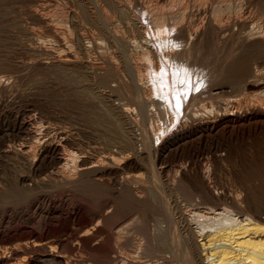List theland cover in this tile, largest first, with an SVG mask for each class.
<instances>
[{
  "label": "bare ground",
  "instance_id": "1",
  "mask_svg": "<svg viewBox=\"0 0 264 264\" xmlns=\"http://www.w3.org/2000/svg\"><path fill=\"white\" fill-rule=\"evenodd\" d=\"M7 1H10L9 3L11 4L14 0ZM16 1L17 0H15V3ZM21 1L35 3L40 2L39 8L41 12L44 10V8H52L58 6L56 0ZM69 1L71 2V4H74L75 7H78L76 8L79 9V12L82 15H84L86 12L84 11L86 8L84 9L82 7V5L86 1L90 3L94 2V4L98 3L97 0ZM217 1L219 0H216V2ZM221 1H219V3L224 2ZM236 1L238 2V0ZM244 1L245 0H242L241 2L243 3ZM246 1L249 6L250 4H256L258 6L256 7L254 5L256 8H258L257 10L259 11V18H257L256 20H249V17V19H247V17H244L237 20L238 17L235 18L236 15H240L242 13H237L239 12L238 10L241 9L240 11H242V9L244 10V8L241 4L242 8L238 9V7L240 6L235 4L238 9L236 12L237 14L235 13L234 17L237 21L235 23L237 26V31L236 29L234 30L235 27L233 28V30H231V26H233L234 24H230L229 19L226 18V15H228L226 14L227 10L230 11L231 9H228L227 7H225V10L219 7L216 9H210L212 11V13H210L212 14V17L211 19H209V23L207 22L208 26H205L207 30L202 34H199V31L197 30L200 27L197 26V29H192L190 28V25L184 23L188 26L187 27L183 24L186 18L185 11L189 9V6L187 5L182 6L181 8H179V10L176 9L177 12H175V10V13H172V11L170 12V3L172 2H170V10L167 9L170 13L167 11L168 14L165 13L166 15L162 14L161 17L158 15V17L160 18L157 17L158 19H156V28H158V26L160 30L163 28L161 41L163 43H166V41H168V36L165 35L166 33L164 34V31H167V34L170 32L169 35H171L170 38L172 40V49L165 55V59L167 60V62H170V64H172V70L170 71H173L172 73L174 74L177 73H175L176 69L182 67L189 68L191 64L198 62L197 60L201 58L200 55L203 48L208 45H214V43L218 39L221 41V50L222 52H225L223 53L224 57H222L223 68H221V72L215 73V76H211L212 74L209 75L208 79H210L211 82L209 83V80L207 79L208 81H206V83L209 84H206L207 86L205 87V90L198 93L199 95L197 93V95H188V93L185 94V91H180V89H183L180 85H177V88L173 87V90L174 88L176 89L174 90V93L172 92L173 94L171 95L168 82L166 81L165 76H163L161 73V70L163 69H161L162 66H159L157 61L158 59L156 60V55L150 49L148 41L146 42V40H144L145 38L142 37V32L140 30L137 31L136 29H134L135 32L133 31V27L135 25L131 27L132 29L130 28L132 32H134L132 35L127 36L124 33L119 34L118 31L117 34L116 31H114L117 29L114 26L116 22L114 24H112V22H109L106 14L104 13V16H98L95 13L98 17L94 19V22L96 23V26H99L100 28V35L104 38V40L108 42L107 44L111 46L112 49H115V53L117 54L116 57L119 60L114 57L116 55L115 53V55L113 54L114 56L112 55L113 57L111 55H108L109 53L106 54L110 50V47H108L109 50L105 52L107 49L105 48V50V46L103 47L104 44L101 41L103 39L102 38L101 40L99 39V41L101 42L96 41L94 44L95 48H97V51L98 49H102V51L99 52V55L102 57L103 61L100 60V64L93 65L90 63L92 61H89L90 59L87 58V54L89 55V53H87L88 50L87 47L84 46V44L79 48V51L82 54L81 58H79L80 56H78L79 54H77V52L75 53V51H73L74 44H72L70 42L71 40H69L68 38V36L70 35V32L67 30L68 28L65 29L63 28V26L60 27L61 25L59 26L60 23L58 22L57 25L54 24V22L56 23V21H51L49 19L47 20L39 10L38 12L36 10L26 9L25 13L28 14L26 15L27 17L30 16L32 19L45 25L47 30L45 32H48L49 36L51 37L50 39L53 40L54 43H56L57 49L53 48L55 49L54 51L45 50L42 46L44 45L42 44L44 40L42 41L41 37L39 39L36 38L37 40L34 43V40L32 41V45L34 44L33 46L31 44L29 46L28 44L29 47L27 48V50L30 54H32V56L36 54L46 56V58L49 59L50 62H44L45 58H43L44 60L41 58L43 60L41 62L43 63H40L39 65L38 61L37 63L31 59L33 61L32 62L29 61V59L26 60L29 62H25L24 58V60L22 59L23 61L17 64L16 62H14V64H16L15 66H11L10 64L6 65L2 58H0V92H5L6 85L3 86V84L6 81L13 82L12 79L14 78L13 76L15 75V73H18V71L20 73L19 69H22L24 71H26L25 69H27V71L37 70L35 68L38 65L40 68H37L42 69L44 72L42 74L41 71L42 75L39 73L41 76L45 74L44 76L50 77V79L53 77L55 78L54 82L58 80L61 86H64L66 90L68 89V93H70L68 98L69 100L71 98L73 99H71L72 103L74 102L73 104L89 105V103L87 104V102H95L98 98H101V95H104V97L108 98L107 100H109L110 105L108 108L109 111H104V109H102L103 111H99L100 109L98 110L97 108V111L99 112L95 113L94 110L92 112L86 110L87 112L85 111L84 113H82V118L87 121L89 128L94 132L93 136H95V132L101 133L103 134V136H106L104 137L105 139L101 134L99 136H102V138L95 136V140L99 138L101 142H99L98 140L94 142L93 138V145H89L90 147L87 145L91 153H88L89 155L87 154L86 156L84 155L86 154L85 152L83 155H81L82 157H80V159L79 154L73 153L72 151L68 150V148H71L69 146L73 145V142L71 143L67 138L68 133L65 134V131L64 133L63 131H59L60 128L58 129V127L60 125L57 126V129H54V132H51L49 130L50 127H48V124L46 125V127H44L41 120L38 119L40 121L39 122L38 120H33L34 118L32 119L31 115L35 113H32L33 110L31 109L33 107L30 108V111L24 113L28 114L29 119L31 117L32 120L30 119L29 121H27V119H25L27 115L23 116V114H20L23 116V118L20 119L19 117H17L18 115L15 116V114L17 113L16 112L14 116L11 115L13 117L11 123L8 121V125H0V158L2 157L3 159H6L5 161H9L11 163H18L20 161V163H22L21 165H23L22 169L20 168V170H16L11 177H6V179L8 178L7 180L3 179V183L5 180L6 185L3 186V184L0 187V200L1 198L6 199L12 197H27L33 192L40 193L39 195H42V192L46 191V189L48 190L49 188V190L56 189L58 193L63 191V189H66L68 190V192H70V197L66 199V207L70 209L69 213L67 214L62 208H60L67 214L66 216V214L63 213L66 218L63 215L62 217H60L62 213H59V206H55L52 203L54 206L52 205L53 208L50 212L49 209L44 214L41 213L43 214L41 219L45 223V228H48L49 231H52L51 227H53V220H57V222H60V218L62 219L64 217L60 224L63 223L65 228L67 229H74L76 222H78V220H80L81 218H79V216H81L80 214L84 213L83 211L86 212L84 214L88 213L90 216L88 218V221H86L87 219L84 221L81 219L83 222L81 221L82 223H78L81 225H76L79 227V229H81L80 234H76V237H74L75 239L73 243H69L68 240L64 238H58L56 241L52 242L54 243L53 248L55 250L59 249V251L56 252L54 251V249H51L52 246L47 241L48 237L46 238V235L43 236L42 234H39L40 236L37 239H32V237L29 236L21 243H19V241V244L13 247H0V264L3 262V258L6 256V254L8 255L11 253L14 254L13 256H15L16 254L22 255V259L19 261L17 259V263L15 262L14 264H39V261L45 264H137L136 259L138 258V254L141 253H139L141 245L145 246V243L142 244L143 238L146 239L147 243L149 242L148 245L150 244V251L147 254L152 255L151 258L153 261L150 262V259L148 258L150 262L148 264H264V139L262 140L261 138V141L257 142V146L259 148L258 160L252 166L245 163L246 165L244 166L243 170L245 171L243 181L246 185L250 182L257 183L256 190H258V194L256 190H254L256 191V193L251 192L253 193L252 195H257V199L255 201H253L252 198L253 202L250 201V198H244V201H241L240 198L238 200L237 196H235V198L237 197L236 199H230V197L228 198L223 195L222 192L224 190L221 192L219 189H217L218 187L216 188L212 185V180L215 181L221 175L218 173L222 170V163L224 161V158L223 155L219 154L218 150L212 149L211 147L209 148V146L206 145L209 144L207 143L208 140L217 135L219 132L224 131L228 123L236 124V122H238L237 114L241 110H248V108L259 106L262 107V105L264 104V102L261 100H254L255 102L246 101L243 103L242 100L236 98L230 101L228 99H224L226 103L224 108L222 109L223 114H219V112L216 111L212 105L210 108H207L206 103H204L206 99H211L212 97H215L217 94H219L218 90L220 89V86L216 83H212L213 81L217 82L224 80L237 84L238 82H241V78H245L244 83H246V85L252 86L257 84L258 82L259 84H264V67L262 69H258L257 67H255V70L254 68L253 70L250 69L252 67V63L256 64L259 61L264 66V0H254L255 3L253 0ZM103 2L110 8H113L114 11L117 12L118 17L124 18L126 16L128 18V16L126 15L128 11H126L125 6L121 5L120 1L103 0ZM216 2L213 5L218 4ZM225 2L227 1L225 0ZM229 2L230 0H228V4ZM179 3H181V1ZM3 4L4 0H0L1 19H3V17L5 18V15H3L5 13L3 11V6L5 7L7 3L4 5ZM224 4L221 5L222 8H224ZM228 4L226 3V5ZM231 4L232 3H230L229 6ZM98 6L96 5L98 9L97 13H100L101 10L103 11L104 9L98 8ZM236 6L234 7L235 10ZM250 10L253 9L250 8ZM256 12L257 11H255V13ZM231 15H229V18ZM252 15L253 14H251V16ZM72 16L74 17V15ZM256 16L254 15L253 18ZM240 17L242 16L240 15ZM201 19H199L200 22H203L201 21ZM7 20H3L2 22H0V36H2L3 33L5 34V28L9 27L7 26L8 23H5V21ZM124 20L122 21L126 27V22L130 20L127 19L128 21L126 22H124ZM61 21L64 22L63 20H60V22ZM196 21L197 20H195V22ZM232 22L233 21H231V23ZM131 25H133V23ZM64 27L66 26L64 25ZM162 30L159 32L162 33ZM7 31L8 30H6V32ZM27 31L29 36L33 34L32 31ZM129 32L131 33L130 30ZM1 39L2 38H0V41ZM0 44H2V41ZM219 46H217V48ZM1 50L2 49H0V51ZM219 53L221 52L219 51ZM29 57L31 58V55ZM162 58L164 59V57ZM183 70L184 69H182V71ZM37 72L39 71L37 70ZM37 72H34V74ZM24 73L25 72H23V74ZM86 73L92 74L91 76L94 77V84L101 89L100 91H97L98 95L96 94L94 96H91V94L87 93L85 90L77 89V86L79 87L83 85L84 74ZM174 74L172 77H174L175 79L177 78V75ZM38 75L37 78L39 77L38 80H40V76ZM31 76H33V74H31ZM29 78L30 77H28L29 81L30 79H32L33 81V78L35 77L30 79ZM48 79L49 78H47V80ZM153 79L155 80L153 81ZM23 81L26 80L24 79ZM37 83L42 84V81ZM10 84L12 83H9V85ZM122 89H124L123 91L126 93V98L119 95V90ZM8 91H10V89L7 90V92ZM123 91L120 92L124 93ZM15 92L16 90L13 93L15 94ZM191 93L194 92H192L191 90ZM18 94L19 93L16 94L17 98L23 96L21 95V93L19 95ZM203 95L205 96L203 97ZM16 97L13 96V102L15 101ZM258 97L259 99H264V94L260 93L258 94ZM8 98L11 97L9 96ZM184 98L189 99L188 102L184 103ZM20 99L19 101H21ZM173 104L175 107L172 106ZM44 105H42L43 108H47L46 106L44 107ZM92 106H95L94 103ZM89 107L92 110L91 105ZM85 108L83 110H85ZM47 110L49 111V109H46V111ZM42 113L40 114L42 115ZM135 113L142 116L143 114L145 116L147 115V117L150 116L151 121H153L152 119H156L157 122L159 121L158 124H161L159 128H162V131L164 133L170 131V128L173 127L174 120L178 118V115L180 116L181 122L179 129L175 130L172 134L170 133V135L165 137L162 141L160 140L161 143L160 146H158L159 149L157 150L160 153L173 149H179L180 151H182L179 158L177 157L178 159H176L178 160L177 166H173L175 167L174 174H154V165L148 164L147 160H149V157L151 155V148L153 145L152 143L157 142L156 138L159 128L154 129L153 127H134L131 124V115L134 116L133 114ZM47 114L50 115V113ZM137 114H135L136 117ZM42 116L44 117V115ZM6 117L9 118L8 115ZM136 117L134 118L136 119ZM134 118H132V120ZM141 119H143V117ZM53 121L54 120H52L51 122ZM263 121L264 120L262 119V122ZM125 122L132 125L131 127L127 125L129 126V131H126L123 128V124ZM54 123L56 122H53V124ZM127 126L126 128H128ZM256 127L257 125L254 128ZM43 128L45 129V131L41 133L40 131H43L41 130ZM8 131L15 132V135L13 133L12 134L16 137H19L20 140L18 141H20V143L16 141L19 143V146L17 147L18 149L15 148L17 146H15L16 143H13L15 141L11 143V139L13 138V135L11 133L10 134L12 135V138H7ZM259 131L261 130L259 129ZM129 132L130 134L134 132V136H130L132 138L129 137ZM259 134L260 133H258V135ZM16 137H14L13 140ZM189 143L197 144V146H194V149L199 150L192 151L196 153L198 164H196L197 169L194 174H183V172L187 170L186 157L183 156L184 151L186 150L184 146ZM202 144H205V146H203L205 147V151H207L208 153L212 152L211 155L213 157L210 158L212 159L211 162L209 158L205 157L204 155L207 153L202 152L204 151L202 150L203 147L199 146ZM87 151L89 152V150ZM134 156H137L136 159L139 158L140 162H143V160L145 162L147 161V165L139 164L138 160V164L135 162L136 164L133 163L135 165H131L129 161L132 157L134 159ZM211 163L213 164V168L211 167ZM45 193L47 194V192ZM45 193L43 195H46ZM48 193L50 196L51 192ZM46 196H48V194ZM55 196H53V198ZM58 213L59 216H55ZM41 214H39V217H41ZM70 230L69 232L74 231ZM77 230L78 228H76L75 231L77 232ZM46 232L47 231H44V233ZM58 233H60V231ZM72 233L75 234V232H71V234ZM131 240L136 242L132 247L129 246ZM78 247L80 249H85L86 252L84 253L86 254L87 250L89 253L91 251L92 254H95L94 260H89L92 257H88L89 259L76 257V259L78 258L79 260L71 259L72 257H70L69 255L70 252L78 250ZM148 249L145 250L148 251ZM67 250L68 252H66ZM147 254H145L146 257H149L150 255L147 256ZM31 255L35 256V260L31 259ZM139 261L140 260H138V262Z\"/></svg>",
  "mask_w": 264,
  "mask_h": 264
},
{
  "label": "rangeland",
  "instance_id": "2",
  "mask_svg": "<svg viewBox=\"0 0 264 264\" xmlns=\"http://www.w3.org/2000/svg\"><path fill=\"white\" fill-rule=\"evenodd\" d=\"M6 1V2H5ZM66 0H56V2H57V5L58 6H56V7H52V8H44V10L41 12L40 11V2H26V1H16V3H15V0L10 4L7 0H4V4H6L5 5V7L3 6V11L5 12L3 15H5V18L3 17V19H1V17H0V22H2L3 20H7V21H5V23H8L7 24V26H9L8 28H5V30H4V32H5V34L3 33V37L2 36H0V38H2L1 39V41H2V44H3V47H2V44H0V49H2L1 51H0V58H2V60L4 61V63L6 64V65H11V66H15L17 63H19V62H21V61H23L24 60V58H25V62H29V61H32V60H34V62H37L39 65H40V63H43V62H41V61H43L44 59L43 58H45V60H44V62H50L49 61V59H47L46 58V56H44V55H39V54H36V55H33L32 56V54H30L29 53V51L27 50V48L30 46V44L32 45V41H33V43L34 42H36V40L37 39H39V38H41L42 39V44H44V45H42L43 46V48L45 49V50H49V51H51V50H55V49H53V48H56V43H54V41L53 40H51L50 38V36H49V34H48V32L46 33L45 31H47L46 30V27H45V25L42 23H40V22H38V21H36V20H34V19H32L30 16V18L29 17H27L26 15H28V14H26L25 12H26V9H32V10H36V11H40L42 14H43V16L48 20H51V21H56V23L54 22V24H58V23H60L59 24V26L60 27H62L63 26V28H68L67 30L70 32V35L68 36V38H69V40H71L70 42L72 43V44H74L73 45V51H75V53L77 52V54H79L78 56H80L79 58H81L82 57V54L80 53V46H83V44H84V46H86L87 47V50H88V52L87 53H89V55L87 54V58H89L88 60L89 61H92V62H90L91 64H93V65H97V64H100L101 63V61H103L102 60V57L99 55L100 53L99 52H101L102 51V49H98V51H97V48H95V42L96 41H99V39L101 40L103 37L100 35V28H99V26H96V23L94 22V19H96L99 15L100 16H104V14H106V16H107V18H108V20H109V22H112V24H114L115 22H116V24H114V26L117 28L116 30H114V31H116V33H117V31H118V33L119 34H122V33H124L125 35H127V36H130V35H132L134 32H135V30L134 29H136L137 31L138 30H140L141 32H142V37L143 38H145L144 40H146V42L148 41V44L150 45L149 47H150V49L153 51V53L156 55V60L158 61V64H159V66H162L161 67V73H162V75L163 76H165V78H166V81L168 82V85H169V87H170V93H171V95L174 93V90L177 88V85H180V86H182L181 88H183V89H180V91H182V92H184L185 91V94H187L188 93V95H197L198 93H200V92H202L203 90H205V87L211 82V80L210 79H208V77H209V75L210 74H212L211 76H215L216 74L215 73H218V72H221V68H223V58L222 57H224V54L223 53H225V52H222V50H221V41L219 40V42H218V40H216V42L214 43V45L212 44V45H208V46H206L205 48H203L202 49V53H201V55H200V59H198L197 61L198 62H196V63H194V64H191L190 66H192V67H190L189 66V68H178V69H176V71H175V73L176 74H174V73H172L170 70H172V64H170V62H167V60L165 59L166 57H165V55L167 54V53H169V51H171V49H172V47H171V38H170V36L171 35H169L170 34V32L167 34V31L165 32L164 31V34L166 35V36H168V41H166V43H163L162 41H161V39H162V35H163V28L161 29L162 30V33L161 32H159V31H161L160 30V28H159V24L157 25L158 26V28H156V23H157V21H156V19H158V18H160L161 16H162V14H168V10H170V12L172 11V13H175V12H177V10H179V8H181L182 6H189L188 8L189 9H187L186 11H185V13H186V18H185V20H184V22H183V24L185 23V24H187V25H190V28H192V29H197L198 27H200V28H198L197 30L199 31V34H202L204 31H206L207 30V26H208V23H209V19H211V17H212V14H210V13H212V11L210 10L211 8L212 9H216V8H221V9H226L225 7H227L228 9H230V11H228L227 10V12H226V14H228V15H226V18H228L229 19V21H230V24H234L233 26H231V30H233V28H234V30L236 29V31H237V26H236V19L235 18H237L238 17V19L237 20H239V19H242V18H244V17H247V19H249V20H256L257 18H259V16H258V14H259V11L257 10L258 8H256V7H258L256 4H250V6L246 3L247 1L245 0L243 3L240 1V0H238V2L235 0H230V2H229V4L230 3H234L233 5L231 4L230 6H232V7H230L229 6V4H228V0H226L227 2H225V0H222V1H224V2H222L221 0H219V1H221L222 3H219V1H217L216 2V0H213V1H210V0H180L181 1V3H179L180 1H178V0H175V1H171V0H127V2H126V0H118V1H120L121 2V5L122 6H125L124 8L126 9V11H128V13H126V15L128 16V18L125 16L124 18H120V17H118V14H117V12L116 11H114V9L113 8H110L109 6H107L106 4H104V2H103V0H97L98 1V3H95L94 4V2L92 3H90V2H88V1H86L85 3H84V1H83V5H82V7L85 9L84 11H86L85 12V16L84 15H82L80 12H79V9H77L75 6H74V4H71V2L69 1V0H67L66 2H65ZM129 1V2H128ZM136 1V2H135ZM142 1V2H141ZM177 1H178V3H177ZM199 1V2H198ZM209 1V2H208ZM232 1H234V2H232ZM254 1V0H253ZM253 1H252V3H253ZM24 2V3H23ZM70 2V3H69ZM170 2H172V3H170ZM173 2H174V4H173ZM176 2V3H175ZM184 2V3H183ZM194 2V3H193ZM211 2H213V3H211ZM218 3V4H215V5H213L214 3ZM238 4H237V3ZM169 3L171 4L170 6V9H169ZM196 3V4H195ZM205 3H207V4H205ZM212 5H211V4ZM225 3V4H224ZM226 3L228 4V5H226ZM254 3H255V1H254ZM3 4V5H4ZM38 4H39V6H38ZM98 4H99V6H98ZM125 4V5H124ZM139 4V5H138ZM143 5V6H141V5ZM145 4V5H144ZM168 4V5H167ZM177 6H176V5ZM185 4V5H184ZM192 4V5H191ZM220 4V5H219ZM222 4H224L223 6H224V8H222ZM238 5V6H240V7H238V9L239 8H242L241 7V4H242V6H243V8H244V10L242 9V11H240L241 9H237V6L236 5ZM247 6H246V5ZM13 5V6H12ZM96 5L98 6V8H102V9H104L103 11L101 10V12L100 13H97L98 12V9H97V7H96ZM104 7H103V6ZM128 7H127V6ZM173 5V6H172ZM201 5H202V7H201ZM210 5V6H209ZM254 7H253V6ZM65 6V7H64ZM91 6V7H90ZM130 6V7H129ZM140 6V7H139ZM199 6V7H198ZM213 6H216V7H213ZM229 6V7H228ZM236 6V10H235V7ZM13 7V8H12ZM38 7V8H37ZM61 7V8H60ZM109 7V8H108ZM145 9H143V8ZM156 7V8H155ZM162 7V8H161ZM178 7V8H177ZM207 7V8H206ZM209 7V8H208ZM11 8V9H10ZM64 10H63V9ZM97 10H96V9ZM128 8V9H127ZM174 8V9H173ZM234 8V9H233ZM250 8L251 9H253V10H250ZM12 9H14V10H12ZM66 9V10H65ZM93 9H94V11H93ZM168 9V10H167ZM177 9V10H176ZM233 9V10H232ZM10 10V11H9ZM12 10V11H11ZM25 10V11H24ZM53 10V11H52ZM63 10V11H62ZM143 10V11H142ZM176 10V11H175ZM197 10V11H196ZM202 10V11H201ZM206 10H207V12H206ZM237 10L239 11V12H237ZM257 11L256 13H255V11ZM38 11V12H39ZM58 11V12H57ZM93 11V12H92ZM105 11V12H104ZM162 11V12H161ZM168 11V12H167ZM175 11V12H174ZM194 11V12H193ZM199 11H200V15H199ZM252 11V12H251ZM50 14H49V13ZM71 12V13H70ZM144 12V13H143ZM149 12V13H148ZM169 12V13H170ZM203 12V13H202ZM206 12V13H205ZM232 14H230V13ZM233 12V13H232ZM241 13L240 15L242 16V17H240V15L239 14H237V13ZM246 12V13H245ZM250 12V13H249ZM68 13V14H67ZM87 13V14H86ZM98 15H96V14ZM104 13V14H103ZM112 13V14H111ZM193 13V14H192ZM235 13L237 14L236 15V17H235ZM108 14V15H107ZM161 14V15H160ZM165 14V15H166ZM192 14V15H191ZM196 16H195V15ZM207 14V15H206ZM243 14V15H242ZM251 14H253L252 16H251ZM72 15H74V17H75V19H74V17L72 16ZM82 15V16H81ZM94 17H93V16ZM110 15V16H109ZM158 15L160 16V17H158ZM229 15H231L230 16V18H229ZM239 15V16H238ZM246 15V16H245ZM249 15V16H248ZM256 16V17H254L253 18V16ZM84 16V17H83ZM112 16H114V17H112ZM200 16V17H199ZM205 16H206V18H205ZM87 17V18H86ZM113 18V19H111V18ZM132 17V18H131ZM154 17V18H153ZM158 17V18H157ZM198 19H197V18ZM203 17V18H202ZM235 17V18H234ZM249 17V18H248ZM62 18V19H61ZM86 18V19H85ZM125 18H127V19H129L130 21H128L127 19H125ZM202 18V19H201ZM19 19V20H18ZM21 19V20H20ZM93 19V20H92ZM121 19V20H120ZM125 19V20H124ZM194 19V20H193ZM199 19H201V21H203V22H200V20ZM60 20H63L64 22H60ZM87 20V21H86ZM112 20V21H111ZM122 20H124V22H126V21H128V22H126L127 24H126V27H125V24L123 23V21ZM187 20V21H186ZM195 20H197V21H199V22H195ZM204 20H206V21H204ZM208 20V21H207ZM79 21V22H78ZM153 21V22H152ZM224 21H225V16H224ZM231 21H233L232 23H231ZM235 21V22H234ZM12 22V23H11ZM58 22V23H57ZM67 22V23H66ZM84 22V23H83ZM94 22V23H93ZM193 22H194V25H193ZM206 22V23H205ZM208 22V23H207ZM35 23V24H34ZM38 23H40V24H38ZM81 23V24H80ZM93 23V24H92ZM128 23H129V25H128ZM133 23V25H131ZM190 23V24H189ZM196 23H197V25H196ZM66 26V27H64V25ZM75 24H77V25H75ZM184 24V25H185ZM199 24H200V26H199ZM44 25V26H43ZM86 25V26H85ZM94 25V26H93ZM128 25V26H127ZM135 25V26H134ZM152 25V26H151ZM187 25H185V26H187ZM134 26V27H133ZM193 26H195V27H193ZM198 26V27H197ZM206 26V27H205ZM131 27H133V31L134 32H132V28ZM188 27V26H187ZM98 30H97V29ZM125 28H127V29H125ZM129 28V29H128ZM131 28V29H130ZM119 29V30H118ZM121 29V30H120ZM143 29H145V30H143ZM6 30H8L7 32H6ZM27 30H30V31H32V35H30L29 36V34H28V31ZM129 30L131 31V33L129 32ZM200 30H202V31H200ZM12 33H11V32ZM122 31V32H121ZM126 31V32H125ZM145 31V32H144ZM154 31V32H153ZM236 31H233V32H236ZM35 32V33H34ZM83 32V33H82ZM99 32V33H98ZM95 33V34H94ZM117 33V34H118ZM8 34V35H7ZM80 34V35H79ZM153 36H152V35ZM1 35V34H0ZM46 35V36H45ZM147 35V36H146ZM5 36V37H4ZM33 36V37H32ZM200 36V35H199ZM13 37V38H12ZM45 37V38H44ZM79 37V38H78ZM33 38V39H32ZM37 38V39H36ZM44 38V39H43ZM48 38V39H47ZM75 38V39H74ZM94 40V41H93ZM157 40V41H156ZM196 40H197V38H196ZM1 41H0V43H1ZM6 41V42H5ZM102 42H103V47H104V49L106 50H104L105 52H107L108 50H109V48L108 47H110V50L106 53V54H108V55H113L116 51H115V49H112V47L111 46H109L107 43V41L106 40H104V38L101 40ZM101 41H99V42H101ZM47 42V43H46ZM80 42H82V43H80ZM93 42V43H92ZM50 43H52V44H50ZM164 45H163V44ZM28 44H29V46H28ZM76 44V45H75ZM82 44V45H81ZM219 44H220V46H219ZM34 45V44H33ZM32 45V46H33ZM47 45V46H46ZM89 45V46H88ZM106 45H108V46H106ZM152 46V47H151ZM165 46V47H164ZM217 46H219L218 48H217ZM49 47H52V48H49ZM210 47V48H209ZM18 48V49H17ZM48 48V49H47ZM212 48V49H211ZM217 48V49H216ZM57 49V48H56ZM165 49V50H164ZM205 49V50H204ZM27 50V51H26ZM164 50V51H163ZM206 51V52H205ZM219 51L222 53H219ZM25 52V53H24ZM98 52V53H97ZM110 52H111V54H110ZM113 52V53H112ZM165 52V53H164ZM28 54V59H27V54ZM31 55V58L29 57L30 55ZM116 54V53H115ZM114 54V55H115ZM161 54V55H160ZM209 54V55H208ZM38 55V56H37ZM113 55V56H114ZM163 55V56H162ZM223 55V56H222ZM44 56V57H43ZM112 56V57H113ZM117 56V54L114 56V57H116ZM33 57V58H32ZM162 57H164V59H165V61H164V59L162 58ZM5 58H6V60H5ZM38 58V59H37ZM43 60H42V59ZM23 59V60H22ZM30 59V60H29ZM32 59V60H31ZM116 59H117V57H116ZM26 60H29V61H26ZM36 60V61H35ZM101 60V61H100ZM117 60H119V59H117ZM2 61V62H3ZM159 61H161V62H159ZM202 61V62H201ZM210 61V62H209ZM215 61V62H214ZM0 62H1V59H0ZM13 62V63H12ZM14 62H16V64H14ZM33 62V61H32ZM96 63V64H95ZM14 64V65H13ZM163 64V65H162ZM166 64H168L169 65V67H168V65H166ZM171 65V66H170ZM251 65V64H250ZM261 64V62L259 61V62H257L256 64H254V63H252V67L250 68L251 70H253V68H254V70H255V67H257L258 69H262L264 66ZM185 66V65H184ZM194 66V67H193ZM37 67L38 68H40L38 65H37ZM35 68V69H37L39 72H37V70H32V71H27V69H25L26 71H24V70H22V69H19L20 70V73H19V71H18V73H15V75L13 76L14 78L12 79L13 80V82H9V81H6L4 84H3V86H5V88H6V90H5V92H0V125L2 126V124L3 125H5V124H9V122L11 123L12 122V120H13V117L11 116V115H13L14 116V114H15V116H17V117H19L20 119L21 118H23V116H26L27 115V117H25V119H27V121H29L30 119H31V117H32V119L33 120H41V122L43 123V125H44V127H46V125L48 124V127H50L49 128V130L51 131V132H54L55 130L54 129H57V126H59L58 127V129L60 128V130L59 131H63V133H64V131H65V134H67L68 133V135H67V138L70 140V142L73 144L72 146H69V147H71V148H68V150L69 151H72L73 153H76V154H79V159H80V157H82L81 155H83L85 152H86V154H84V155H86L87 156V154L88 153H91L90 152V149H89V145H93L92 144V142L94 141H99V142H101V140L99 139V138H97L96 140H95V138L96 137H101L102 138V136H103V134H101V133H96L95 132V136H93L94 135V132H93V130L92 129H90L89 128V126H88V123H87V121H85L84 120V118H82V113H84L86 110L88 111H95V113L96 112H99V111H103L102 109H104V111H107L108 110V108H109V100H107L108 98L107 97H104V95L102 96H100L101 98H98L97 99V101H95V102H87V104L89 103V105H86V104H73L72 103V100L70 99L69 100V95H70V93H68L69 91H68V89L66 90V88L64 87V86H61V84L58 82V80L56 81V82H54V79L55 78H51L50 79V77H46V76H41L44 72H43V70L42 69H38V68ZM171 67V68H170ZM181 67V66H180ZM164 68H165V70H164ZM167 69V70H166ZM169 69V70H168ZM182 69H184L183 71H182ZM186 69V70H185ZM220 69V70H219ZM22 70V71H21ZM179 70V71H178ZM181 70V71H180ZM41 71H42V74H41ZM165 71H166V74H165ZM23 72H25L24 74H23ZM33 72V73H32ZM34 72H37V73H35L34 74ZM186 72V73H185ZM254 72V71H253ZM33 74V76H31V74ZM171 73H172V75H171ZM19 74H20V76H19ZM29 74H30V76H29ZM38 76H40V80H38L39 79V77L37 78V75ZM173 74L174 75H177L176 77L177 78H175L174 79V77H172L173 76ZM183 74V75H182ZM17 75V76H16ZM24 75H26V76H24ZM36 75V76H35ZM92 74H90V73H86V74H84V81H83V85H81V86H77V89H80V90H85L87 93H90L91 94V96H94V95H98V92L97 91H100L101 89L97 86V85H95L94 84V77L93 76H91ZM179 75V76H178ZM19 76V77H18ZM30 77V78H33V77H35V78H33V81H32V79H30V81L28 80V77ZM184 76V77H183ZM18 77V78H17ZM21 77V78H20ZM26 77V78H25ZM46 79H45V78ZM17 78V79H16ZM20 78V79H19ZM23 78V79H22ZM47 78H49L48 80L50 81H48L47 80ZM26 80V81H23V80ZM209 81H208V80ZM15 80V81H14ZM21 80V81H20ZM28 80V81H27ZM38 80V81H37ZM87 80V81H86ZM155 79H153V81H154ZM184 80V81H183ZM244 80H245V78H241L240 79V81L241 82H238V83H240V84H234V83H231V82H227V81H224V80H222V81H217V82H215V81H213L212 83H216V84H218L219 86H220V91L218 90V93L219 94H217L215 97H212L211 99L210 98H208V99H206V101L204 102V103H206V107L207 108H210L211 107V105L213 106V108L216 110V111H218L219 112V114L221 113V114H223V108H224V106H225V103H226V101L225 100H233V99H240V100H242V102L244 103V102H252V101H256V100H261V101H263L264 102V99H259V97H258V94H260V93H262V94H264V84L262 85V84H259V82L257 83V84H255V85H252V86H250V85H246V83H244ZM42 81V84L41 83H37V82H41ZM43 81H44V83H43ZM48 81V82H47ZM206 81H208L209 83H206ZM12 83V84H10L9 85V83ZM34 82V83H33ZM54 82V83H53ZM16 83V84H15ZM18 83V84H17ZM48 83V84H47ZM58 83V84H57ZM36 86H35V85ZM40 84H41V86H40ZM44 84H46V85H44ZM55 84V85H54ZM154 84H156V83H154ZM192 84V85H191ZM207 84V85H206ZM242 84V85H241ZM9 85V86H8ZM175 85V86H174ZM39 86V87H38ZM83 86V87H82ZM10 87V88H9ZM40 87H42V88H40ZM62 87V88H61ZM64 87V88H63ZM76 87V86H75ZM96 87H97V89H96ZM173 87H176V88H174V90H173ZM239 87V88H238ZM8 88V89H7ZM40 88V89H39ZM83 88V89H82ZM192 88V89H191ZM1 89V88H0ZM10 89V91H8L7 92V90H9ZM11 89H12V91H11ZM16 90V92H15V94L13 93L14 91ZM18 90V91H17ZM20 90V91H19ZM22 90H23V92H24V94L26 95H24L23 94V92H22ZM124 89H122V90H119V95L120 96H122V97H124V98H126V93L123 91ZM187 90H189V91H187ZM191 90H192V92H194V93H191ZM1 91V90H0ZM91 91V92H90ZM123 91L124 93H121V92ZM173 92V93H172ZM244 92V93H243ZM7 93H9V94H7ZM17 93H21V95H23V96H20V97H16V94ZM197 93V94H196ZM6 96H5V95ZM13 94V95H12ZM18 94V95H19ZM67 94V95H66ZM93 94V95H92ZM122 94H124V95H122ZM8 95V96H7ZM33 95V96H32ZM199 95V94H198ZM11 97V98H8V97ZM13 96H15L16 98H15V101H16V103H15V101L13 102V100H14V98H13ZM205 95H203V97H204ZM25 97V98H24ZM105 98V100H104V98ZM218 99H217V98ZM21 98V99H20ZM24 98V99H23ZM66 98H67V100H66ZM103 98V99H102ZM185 98H187V97H185ZM184 98V103H186V102H188V100L189 99H185ZM256 98V99H255ZM258 98V99H257ZM12 99V100H11ZM19 99L21 100V101H19ZM62 99H63V101H65V102H63L62 101ZM101 99V100H100ZM216 99V100H215ZM225 99V100H224ZM24 100V101H23ZM45 100H47V101H45ZM69 100V101H68ZM187 100V101H186ZM209 100V101H208ZM6 101V102H5ZM37 101V102H36ZM254 101V102H255ZM10 102V103H9ZM13 104H12V103ZM18 102H20V103H18ZM22 102V103H21ZM36 102V103H35ZM41 102H43V103H41ZM49 102V103H48ZM70 102V103H69ZM106 102V103H105ZM210 102V103H209ZM18 103V104H17ZM49 105H48V104ZM58 103V104H57ZM69 103V104H68ZM93 103H94V107L92 106L93 105ZM95 103H97V104H95ZM123 103V102H122ZM262 103V102H261ZM11 104H12V106H11ZM16 104V105H15ZM38 104V105H37ZM39 104H41V105H39ZM45 104V105H44ZM47 104V105H46ZM56 104H57V106H56ZM68 104V105H67ZM71 104V105H70ZM73 104V105H72ZM15 105V106H14ZM21 105V106H20ZM37 107H36V106ZM42 105H44V107L46 106L47 108H43V106ZM51 105V106H50ZM68 107H67V106ZM91 105V107H92V110H91V108L89 107ZM98 107H97V106ZM264 105V104H263ZM263 105H262V107H263ZM29 106V107H28ZM63 106V107H62ZM173 107H175L174 106V104L172 105ZM219 106V107H218ZM31 107H33L31 110H33L32 111V113L33 112H35V113H31L32 115H34V116H32L31 115V117H30V119H29V115L28 114H24V113H27L28 111H30V108ZM37 109H36V108ZM49 107V108H48ZM60 107V108H59ZM81 107V108H80ZM86 107V108H85ZM96 107V108H95ZM100 107H102V108H100ZM261 106H259V107H254V108H248V110H246V109H244V110H241L238 114H237V116H238V122H236V124L235 123H228L227 124V126L225 127V129H224V131H221V132H219L217 135H215L214 137H212L210 140H208V142L207 143H209V144H206L207 146H209V148L211 147L212 149H215V150H218V152H219V154L220 155H223V158H224V161H223V163H222V170H221V172H219L218 174H221L220 175V177H218V179H216L215 181L214 180H212V185L213 186H215L217 189H219L222 193H223V195H225L226 197H230V199H232V198H235V196H237L236 198L239 200V198L241 199V201H244L245 199H247V198H250V199H248V200H250L251 202H253V201H255L256 199H257V195H252L253 193H256V191H257V194H258V190H256L257 188V186H256V182H250V183H248L247 185L244 183V179H243V177H244V173H245V171H243L244 170V166L246 165V164H249V165H253L257 160H258V158H259V154H258V146H257V142H259V141H261V138H262V140L264 139V121L262 122V119L264 120V107L262 108ZM63 108V109H62ZM65 108H66V110H65ZM68 108V109H67ZM85 108V110H83ZM90 108V109H89ZM96 110H95V109ZM97 108H98V110L99 111H97ZM105 108H106V110H105ZM258 108V109H257ZM26 109V110H25ZM29 109V110H28ZM41 109V110H40ZM46 109H49V111L47 110L46 111ZM176 109V108H175ZM263 109V110H262ZM11 110H13V111H11ZM22 110V111H21ZM36 110V111H35ZM43 110V111H42ZM46 112H45V111ZM61 110V111H60ZM65 110V111H64ZM80 110V111H79ZM81 110H83V111H81ZM19 111V112H18ZM44 112V113H42V112ZM86 111V112H87ZM109 111V110H108ZM222 111V112H221ZM11 112H12V114H11ZM38 112H39V114L40 113H42V115H44V117L41 115H39L38 114ZM4 113V114H3ZM37 113V114H36ZM47 113H50V115L53 117V118H55V119H53L49 114H47ZM58 113V114H57ZM94 113V112H93ZM20 114H23V116L22 115H20ZM57 114V115H56ZM135 114H137V113H135ZM135 114H133L134 116H132L131 115V124L134 126V127H146V128H154V129H158L160 126H161V124H158L159 123V121L157 122V120L156 119H152L153 121H151L150 120V116H148L147 117V115L145 116L144 114H143V116L142 115H138L137 114V117H136V115ZM4 115V116H3ZM9 116V118L8 117H6V116ZM20 115V116H19ZM36 115H37V117H36ZM47 115V116H46ZM56 115V116H55ZM245 115V116H244ZM254 115V116H253ZM40 116V117H39ZM55 116V117H54ZM142 116L143 117V119H141L140 117ZM47 117V118H46ZM49 117H50V119H52V120H54L53 122H56V123H58V124H56V123H54L55 124V126H54V124H53V122H51L52 120H50L49 119ZM134 117H136V119L134 118ZM147 117V118H146ZM223 117V116H222ZM221 117V118H222ZM253 117V118H252ZM256 117V118H255ZM12 118V119H11ZM36 118V119H35ZM45 120H44V119ZM132 118H134L133 120H132ZM149 118V119H148ZM250 118V119H249ZM11 119V120H10ZM31 119V120H32ZM177 119V120H176ZM175 120H174V122H173V127L172 128H170V131H168L167 133H164L163 131H162V128H159V130L157 131L158 132V134H157V142H153L152 144V148H151V155H150V157H149V160H147L148 161V164H151V165H154L153 166V169H154V174H174V171H175V167L177 166V164H178V160H176V159H178L179 158V156H180V154H181V152L182 151H180L179 149L178 150H167V151H165V152H163V153H160V152H158L157 150L159 149V147L158 146H160V143H161V141L165 138V137H167L168 135H170V133L172 134L175 130H178L179 129V127H180V122H181V120H180V116L178 115V118H176ZM38 120V121H39ZM56 120V121H55ZM81 120V121H80ZM156 120V121H155ZM256 120V121H255ZM9 121V122H8ZM45 121V122H44ZM240 121V122H239ZM255 121V122H254ZM257 121H259V122H257ZM40 122V121H39ZM49 122H51V123H49ZM254 122V123H253ZM259 123V124H257V123ZM45 123V124H44ZM60 123V124H59ZM87 123V124H86ZM127 122H125L124 124H123V128H124V130H128L129 129V126L131 127L132 125L131 124H129V123H127ZM155 123V124H154ZM256 123V124H255ZM52 124V125H51ZM86 124V125H85ZM126 124V125H125ZM135 124V125H134ZM50 125V126H49ZM127 125H129V126H127ZM139 125V126H138ZM146 125V126H145ZM157 125V126H156ZM159 125V126H158ZM241 125V126H240ZM257 125V127L256 128H254L255 126ZM0 126V127H1ZM125 126V127H124ZM126 126L128 127V128H126ZM52 127V128H51ZM67 127V128H66ZM260 127V128H259ZM86 128V129H85ZM175 128V129H174ZM258 128V129H257ZM64 129V130H63ZM89 129V130H88ZM136 129V128H135ZM258 130V131H256V130ZM259 129L261 130V131H259ZM41 130H43V131H40L41 133H43L44 131H45V129L43 128V129H41ZM68 130V131H67ZM70 130V131H69ZM130 130V129H129ZM128 130V131H129ZM251 130V131H250ZM253 130H255V131H253ZM90 131V132H89ZM254 133H253V132ZM70 132V133H69ZM87 132V133H86ZM130 132H132V131H130ZM130 132H129V137L130 136H134V132L133 133H131L130 134ZM161 132V133H160ZM260 133L259 135H258V133ZM9 133V134H8ZM13 133L14 135L16 134L15 132H11V131H8L7 132V135H8V139H9V137H10V139L12 138V135L11 134ZM91 133H92V136H91ZM71 134V135H70ZM90 134V135H89ZM102 135V136H99V135ZM255 134V135H254ZM256 134H257V136H256ZM10 135V136H9ZM13 135V138L14 137H16V136H14ZM98 135V136H97ZM69 136H71V137H69ZM106 136V135H105ZM105 136H103V138L105 137ZM108 137V136H107ZM256 137V138H255ZM258 137V138H257ZM13 138L10 140L11 141V143L13 142V141H15V142H13V143H16L15 144V148L16 149H18L17 147L19 146V143H20V141H18V140H20L19 139V137H16V138H18V139H14L13 140ZM72 139V141H71V139ZM93 138H94V140H93ZM130 138H132V137H130ZM158 138H159V140H158ZM260 138V139H259ZM105 139V138H104ZM259 139V140H258ZM86 140V141H85ZM93 140V141H92ZM132 140V139H131ZM161 140V141H160ZM16 141H18V142H16ZM160 141V142H159ZM93 142V143H94ZM157 143V144H156ZM87 145L89 146V147H87ZM197 146V144H195V143H189V144H187V145H185L184 146V148H186V150L184 151V154H183V156H185L186 157V161H187V163H186V171L185 172H183V174H194L195 173V171H196V169H197V165L196 164H198V160L196 159V153L195 152H193V151H198L199 149H194V146ZM223 145V146H222ZM256 145V146H255ZM259 145V144H258ZM199 146H201V147H203V146H205V144H202V145H199ZM206 146V147H207ZM88 148V149H87ZM192 148V149H191ZM256 148V149H255ZM78 149V150H77ZM82 149H83V151H82ZM138 149V148H137ZM205 149V147H203L202 148V150H204ZM81 150V151H80ZM86 150V151H85ZM87 150H89V152L87 151ZM193 150V151H192ZM78 152V153H77ZM83 152V153H82ZM202 152H204V153H207V154H204L205 155V157H207V158H209V160H210V162L212 161V159H210V158H212L213 156L211 155L212 154V152L211 153H208L207 151H202ZM82 153V154H81ZM255 153V154H254ZM258 155H257V154ZM89 155V154H88ZM152 156V157H151ZM255 156V157H254ZM136 157L137 156H134V159H133V157L131 158V160L129 161L130 162V164L131 165H135L136 163H137V160L139 161L140 159L139 158H137L136 159ZM178 157V158H177ZM82 159V158H81ZM6 159H3L2 157L0 158V187L3 185V186H5L6 184H5V180H4V183H3V179H6V177H11L12 176V174L17 170H20V168L22 169V167H23V165H21L22 163H20V161L17 163V162H13V163H11V162H9V161H5ZM134 160H136V161H134ZM142 161V160H141ZM147 161L145 162L144 160H143V162H138L139 164H145V165H147L146 163H147ZM132 162V163H131ZM136 162V163H135ZM133 163H135V164H133ZM137 163V164H138ZM194 163V164H193ZM246 163V164H245ZM20 164V165H19ZM173 166H175V167H173ZM196 166V167H195ZM211 167L213 168V164L211 163ZM9 168V169H8ZM172 168H174V169H172ZM13 170V171H12ZM12 172V173H11ZM144 172V171H143ZM171 172V173H170ZM3 173V174H2ZM10 173V174H9ZM8 175V176H5V175ZM211 174V173H210ZM15 175V174H14ZM5 176V177H4ZM1 177H2V180H1ZM4 177V178H3ZM8 179V178H7ZM6 179V180H7ZM2 182V183H1ZM213 182H214V184H213ZM245 184V185H244ZM250 184V185H249ZM255 185V186H254ZM247 186H249V187H247ZM253 187V188H252ZM255 188V189H254ZM50 189V188H49ZM47 190L46 189V191H43L42 193L44 194L45 192H47V194H48V196H49V193L48 192H51L50 193V196H49V198H48V196H46V195H39L40 193H36V192H33L31 195H28L27 197L25 196V197H12V198H6V199H3V198H1V200H0V247H7V246H9V247H13V246H15V245H17V244H19V243H21L24 239H26V238H28L29 236L30 237H32V239H37V238H39V236L42 234L43 236L44 235H46L45 237L47 238L48 237V239H47V241L51 244V246H52V248L51 249H54L53 247H54V243H52V242H54V241H56L58 238H64V239H66V240H68V242L69 243H73V241H74V237H76V234L77 235H79L80 234V229H79V227L78 226H80L81 224H78V223H82L84 220H86V221H88L89 219V214L87 213V214H84V213H86L85 211H83L84 213H81L80 215L81 216H79V218H80V220H78V222H76V225H78V226H74V229L72 228H69V229H67V228H65V226H64V224L63 223H61L60 224V222L64 219V217L66 218V216H67V214L69 213V211H70V209H68L67 207H66V199H68V197H70V192H68V190H66V189H63V191H59L60 193H58L57 192V190L56 189H52V190ZM252 189V190H251ZM218 190V191H219ZM251 190V191H250ZM254 190H256V191H254ZM66 191V192H65ZM219 191V192H220ZM52 192H53V194H52ZM62 192H64V193H62ZM68 192V193H67ZM224 192H225V194H224ZM251 192H253V193H251ZM251 193V194H250ZM55 194H56V196H55ZM68 194H69V196H68ZM230 194V195H229ZM60 195H62V196H60ZM66 195V196H65ZM228 195V196H227ZM234 195V196H233ZM30 196V197H29ZM35 196V197H34ZM53 196H55L54 198H53ZM63 196H65V197H63ZM231 196H233V197H231ZM247 196V197H246ZM15 198V199H14ZM59 198H60V200H59ZM235 198V199H236ZM245 198V199H244ZM252 198H253V201H252ZM63 199H65V200H63ZM52 200H53V202H52ZM55 200V201H54ZM56 200H58V201H56ZM48 201V202H47ZM50 201V202H49ZM64 201V202H63ZM59 202H60V204H59ZM55 205V206H59V213H62L61 215H60V217H62V215L64 216V214H66V216H64L62 219L60 218V222H57V220H53V222L54 223H52V226L53 227H51V230L52 231H49L48 230V228H45L46 226H45V223L43 222V220L41 219L42 218V216H43V214L47 211V210H49V212L52 210V208H53V204ZM59 204V205H58ZM53 205V206H52ZM63 206V207H62ZM60 208H62L64 211H62ZM65 209H67V210H65ZM68 211V212H67ZM41 213H43V214H41ZM59 213L57 214V215H55V216H59ZM64 213V214H63ZM39 214H41V217H39L40 215ZM82 215H83V217H82ZM87 217H86V216ZM39 218V219H38ZM83 221H82V220ZM82 221V222H81ZM44 223V224H43ZM43 226H44V228H43ZM60 226V227H59ZM42 228H43V230H42ZM76 228H78V230H77V232L75 231L76 230ZM23 229V230H22ZM57 229V230H56ZM74 230V231H71V230ZM69 230L71 231V232H75V234L74 233H72L71 234V232H69ZM44 231H47L46 233H44ZM60 231V233H58ZM40 232H42V233H40ZM56 232V233H55ZM64 232H66V233H64ZM51 233V234H50ZM40 234V235H39ZM58 234V235H57ZM71 236H70V235ZM56 235V236H55ZM62 235V236H61ZM75 235V236H74ZM65 236V237H64ZM68 236V237H67ZM69 236H70V238H69ZM34 237V238H33ZM73 237V238H72ZM53 238H55V239H53ZM69 239H70V241H69ZM144 239V238H143ZM142 239V241H143V243L142 244H144L145 246H142L141 245V251L139 250V253L140 254H138V258L136 259V263L137 264H141L142 262L145 264H148V263H150V262H152L153 260H152V255L151 254H147V253H149V251H150V244L148 245V243L146 242V239H144L143 240ZM72 240V241H71ZM20 241V242H19ZM19 242V243H18ZM136 242L135 241H132L131 240V243L129 244V246H134V244H135ZM147 243V244H146ZM133 244V245H132ZM149 247H148V246ZM142 247H143V251H142ZM145 247H148V248H145ZM148 249V251L147 250H145V249ZM83 249V248H82ZM82 249H80L79 247H78V250L80 251V250H82ZM78 250H76V251H72V252H70V257H72L71 259H76V257H78V258H81V257H83V258H91V259H89L90 261L91 260H94V258H95V254H92L91 253V251H90V253L88 252V250H87V254L86 253H84V252H86V250L85 249H83L82 251H83V253H82V251H78ZM54 251H59V249H57V250H55L54 249ZM66 252H68V250L66 251ZM74 252H76V253H74ZM79 252V253H78ZM146 252V253H145ZM151 253V252H150ZM86 254V255H85ZM145 254H147V256H149V257H146V255ZM14 254H6V256L3 258V262L1 263V264H14L15 262L17 263V259H18V261L19 260H21L22 259V255H19V254H16L15 256H13ZM76 255V256H75ZM78 255V256H77ZM82 255V256H81ZM90 255V256H89ZM94 255V256H93ZM28 256H30V255H28ZM34 255H31V259H33V260H35L34 258H35V256L33 257ZM85 256V257H84ZM140 256V257H139ZM144 256V257H143ZM76 259V260H79V259ZM150 259V262H149V259ZM144 259V260H143ZM146 259H147V261H146ZM138 260H140L139 262H138ZM146 261V262H145ZM39 264H45V263H41L40 261L38 262ZM142 263V264H143Z\"/></svg>",
  "mask_w": 264,
  "mask_h": 264
}]
</instances>
